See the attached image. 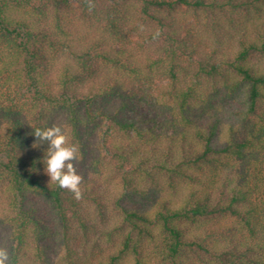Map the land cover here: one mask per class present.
Here are the masks:
<instances>
[{"label":"trees","instance_id":"trees-1","mask_svg":"<svg viewBox=\"0 0 264 264\" xmlns=\"http://www.w3.org/2000/svg\"><path fill=\"white\" fill-rule=\"evenodd\" d=\"M57 119L79 201L33 135ZM0 248L264 264V0H0Z\"/></svg>","mask_w":264,"mask_h":264},{"label":"clouds","instance_id":"clouds-1","mask_svg":"<svg viewBox=\"0 0 264 264\" xmlns=\"http://www.w3.org/2000/svg\"><path fill=\"white\" fill-rule=\"evenodd\" d=\"M92 7L94 5L89 3V10ZM158 35L159 32L156 33V36ZM33 135L37 140L46 142L48 145L42 162L50 182H55L59 188L71 192L77 201L81 200L83 192L80 185L83 177L78 174L74 163L78 160V146L70 142L61 126L55 124L45 128H35ZM8 260L7 249L0 248V264H8Z\"/></svg>","mask_w":264,"mask_h":264},{"label":"rangeland","instance_id":"rangeland-1","mask_svg":"<svg viewBox=\"0 0 264 264\" xmlns=\"http://www.w3.org/2000/svg\"><path fill=\"white\" fill-rule=\"evenodd\" d=\"M54 124H55V125H58V126H61V124H60V120H58V119L54 122Z\"/></svg>","mask_w":264,"mask_h":264}]
</instances>
